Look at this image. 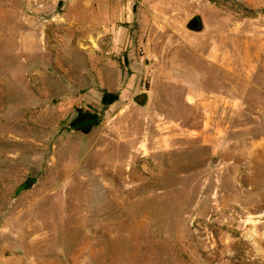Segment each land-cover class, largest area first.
Returning a JSON list of instances; mask_svg holds the SVG:
<instances>
[{
    "label": "rangeland",
    "instance_id": "374dc122",
    "mask_svg": "<svg viewBox=\"0 0 264 264\" xmlns=\"http://www.w3.org/2000/svg\"><path fill=\"white\" fill-rule=\"evenodd\" d=\"M0 264H264V0H0Z\"/></svg>",
    "mask_w": 264,
    "mask_h": 264
},
{
    "label": "water",
    "instance_id": "95a60500",
    "mask_svg": "<svg viewBox=\"0 0 264 264\" xmlns=\"http://www.w3.org/2000/svg\"><path fill=\"white\" fill-rule=\"evenodd\" d=\"M187 28L195 32H201L204 28L202 18L200 16H195L188 22ZM147 100H148V96L146 93H142L135 98V102L140 106H144L147 103ZM85 121H87L88 123L80 125ZM95 124H96V115L90 112H85L79 114L69 124V129H71L72 132H80L83 135H88L92 131ZM30 184H31L30 181L26 182L27 187L30 186Z\"/></svg>",
    "mask_w": 264,
    "mask_h": 264
},
{
    "label": "trees",
    "instance_id": "16d2710c",
    "mask_svg": "<svg viewBox=\"0 0 264 264\" xmlns=\"http://www.w3.org/2000/svg\"><path fill=\"white\" fill-rule=\"evenodd\" d=\"M118 99H119L118 93L104 91L102 95V104L104 108H107L109 105L113 104ZM79 114H82L81 110H79L78 115Z\"/></svg>",
    "mask_w": 264,
    "mask_h": 264
},
{
    "label": "flooded vegetation",
    "instance_id": "af4514ba",
    "mask_svg": "<svg viewBox=\"0 0 264 264\" xmlns=\"http://www.w3.org/2000/svg\"><path fill=\"white\" fill-rule=\"evenodd\" d=\"M96 122H97V116H96ZM87 123H88V122L85 121V122L81 123L80 125L87 124Z\"/></svg>",
    "mask_w": 264,
    "mask_h": 264
}]
</instances>
